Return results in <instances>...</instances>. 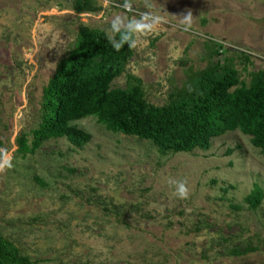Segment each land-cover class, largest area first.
I'll return each instance as SVG.
<instances>
[{
  "label": "rangeland",
  "instance_id": "obj_1",
  "mask_svg": "<svg viewBox=\"0 0 264 264\" xmlns=\"http://www.w3.org/2000/svg\"><path fill=\"white\" fill-rule=\"evenodd\" d=\"M75 3L0 0V234L33 264H264V197L257 209L245 202L255 185L264 192V156L238 130L173 155L89 117L76 122L90 135L83 147L50 138L23 158L17 143L33 147L43 89L81 27L105 32L113 14L145 4L164 17L113 85L136 78L160 107L211 64L214 44L249 57L234 62L247 84L264 69V0H132L128 13L122 0H91L82 12ZM189 12L181 31L177 17Z\"/></svg>",
  "mask_w": 264,
  "mask_h": 264
},
{
  "label": "trees",
  "instance_id": "obj_2",
  "mask_svg": "<svg viewBox=\"0 0 264 264\" xmlns=\"http://www.w3.org/2000/svg\"><path fill=\"white\" fill-rule=\"evenodd\" d=\"M90 1L76 0V10H90ZM213 48L211 64L190 71L183 85L159 107L147 101L136 78L129 77L126 88L113 86L125 74L134 50L126 44L117 52L103 30L81 27L74 46L58 62L43 89L41 120L32 133L33 147L21 136L17 139L18 152L24 158L50 138L65 137L83 147L90 135L76 122L93 117L112 133L152 142L163 154L207 151L212 138L238 130L249 136L252 146L264 156V69L250 73L247 84L240 79L234 62H249V57L222 44ZM263 197L262 188L255 185L245 202L257 209ZM0 264L33 262L0 234Z\"/></svg>",
  "mask_w": 264,
  "mask_h": 264
},
{
  "label": "clouds",
  "instance_id": "obj_3",
  "mask_svg": "<svg viewBox=\"0 0 264 264\" xmlns=\"http://www.w3.org/2000/svg\"><path fill=\"white\" fill-rule=\"evenodd\" d=\"M120 7L125 13L133 11L132 0H122ZM146 11L138 12L134 16L129 17L120 13L113 14L108 23L109 28L105 31V38L111 45L112 49L119 52L124 45H128L129 49H134L139 44V37L145 33L156 30L161 24L165 23L164 17L155 10L145 4ZM177 17V16H176ZM193 25V16L191 12L177 17L176 26L181 31H189ZM7 163V162H3ZM175 195L184 199L187 196V187L184 182L176 181Z\"/></svg>",
  "mask_w": 264,
  "mask_h": 264
}]
</instances>
